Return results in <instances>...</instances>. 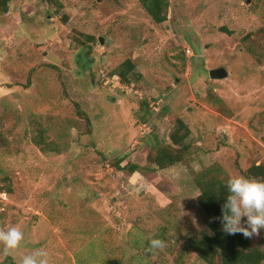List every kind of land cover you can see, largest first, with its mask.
<instances>
[{"label": "rangeland", "instance_id": "374dc122", "mask_svg": "<svg viewBox=\"0 0 264 264\" xmlns=\"http://www.w3.org/2000/svg\"><path fill=\"white\" fill-rule=\"evenodd\" d=\"M128 60L129 84L115 74ZM220 68L228 78L212 80ZM179 119L189 149L160 170L148 155ZM260 164L264 0H171L162 25L138 0H14L0 13V229L24 233L17 250L0 245V264L41 247L50 264H205L183 249L210 233L202 173Z\"/></svg>", "mask_w": 264, "mask_h": 264}, {"label": "trees", "instance_id": "16d2710c", "mask_svg": "<svg viewBox=\"0 0 264 264\" xmlns=\"http://www.w3.org/2000/svg\"><path fill=\"white\" fill-rule=\"evenodd\" d=\"M13 1L0 0V13L8 14ZM138 1L155 24L162 25L168 20L171 0ZM135 70L136 65L128 60L116 70L115 74L123 83L129 84ZM190 135L189 127L179 119L175 130L170 135L172 144L153 145L148 155V163L160 170L180 164L189 149L185 141ZM214 171L203 172L198 181L201 188L198 202L206 216L210 233L188 237L183 249L195 253L205 264H264V231H261L257 243H253L252 238H246L242 234L227 235L223 232L217 218L222 215L221 206L228 195L226 187L228 179L218 178ZM131 172H138V167H131ZM242 175L264 180V164L254 165L247 171H242ZM8 263L16 264L13 261Z\"/></svg>", "mask_w": 264, "mask_h": 264}, {"label": "clouds", "instance_id": "9594fccd", "mask_svg": "<svg viewBox=\"0 0 264 264\" xmlns=\"http://www.w3.org/2000/svg\"><path fill=\"white\" fill-rule=\"evenodd\" d=\"M227 198L221 206L219 219L227 235L242 234L246 238L258 236L264 231V180L244 176L230 177L227 181ZM24 240L18 226L0 229V245L5 254L17 250ZM166 242L151 239L150 250H162ZM21 264H50L48 250L41 247L22 257Z\"/></svg>", "mask_w": 264, "mask_h": 264}, {"label": "water", "instance_id": "95a60500", "mask_svg": "<svg viewBox=\"0 0 264 264\" xmlns=\"http://www.w3.org/2000/svg\"><path fill=\"white\" fill-rule=\"evenodd\" d=\"M251 2L252 0H247L248 4H250ZM228 76H229V73L223 68L216 69L210 72V78L212 80H224V79H227Z\"/></svg>", "mask_w": 264, "mask_h": 264}, {"label": "built area", "instance_id": "2783aa9c", "mask_svg": "<svg viewBox=\"0 0 264 264\" xmlns=\"http://www.w3.org/2000/svg\"><path fill=\"white\" fill-rule=\"evenodd\" d=\"M145 128H147V129H148V125H147V126L145 125Z\"/></svg>", "mask_w": 264, "mask_h": 264}]
</instances>
